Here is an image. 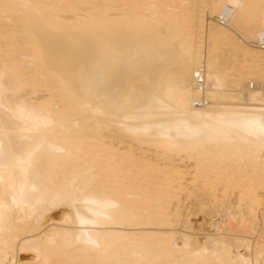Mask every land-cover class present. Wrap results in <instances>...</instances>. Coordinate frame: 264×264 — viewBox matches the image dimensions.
Wrapping results in <instances>:
<instances>
[{"label":"bare ground","instance_id":"bare-ground-1","mask_svg":"<svg viewBox=\"0 0 264 264\" xmlns=\"http://www.w3.org/2000/svg\"><path fill=\"white\" fill-rule=\"evenodd\" d=\"M206 4L0 0V264H264V64L213 55L264 0Z\"/></svg>","mask_w":264,"mask_h":264},{"label":"rangeland","instance_id":"rangeland-1","mask_svg":"<svg viewBox=\"0 0 264 264\" xmlns=\"http://www.w3.org/2000/svg\"><path fill=\"white\" fill-rule=\"evenodd\" d=\"M199 1V7L202 9V11H203V16H205V17H208V16H210L211 14V12H209L210 10H209V8L207 7V4H206V2L208 1V0H198ZM201 4V5H200ZM185 7V6H184ZM186 8V7H185ZM169 13H173V11H169ZM180 14H183V13H180ZM203 20H205V19H203ZM207 20V19H206ZM203 23V26L205 25V28H203L202 29V25H201V29L203 30V31H201V29H200V31L202 32V35L200 34V36H202L201 37V44H202V46L200 45V48L201 47H205V46H208L207 44H209V42H207L208 40H207V34H206V31L208 30V28H207V23H206V21L204 22H202ZM207 28V29H206ZM206 30V31H205ZM199 31V32H200ZM200 32V33H201ZM206 36V37H205ZM203 39V40H202ZM204 42V43H203ZM230 44V43H229ZM233 45V43L231 42V44H230V48L229 47H226V46H221V47H219V48H214V51H213V55H215V53H218L217 55L218 56H220L221 55V57H218V62H220V61H222L221 63H222V65H226L225 67H227V65H229V71L228 72H231L232 71V69L235 67V69H234V71L236 70V72H238V73H236V72H234V71H232L231 73H229V74H233V75H236L235 77L233 76V75H229V77H231V78H237L238 79V77H239V75L241 74H245V73H248V72H250V71H254V72H252V73H256V74H254V77L252 76L251 77V80H252V85H253V83H254V85L257 87V84H261L262 82H260L261 81V79L259 80V79H257V78H255L258 74V72L261 70V67L263 66V64H264V59L262 60V59H257L256 58V60L254 61L255 62V64H254V62H252V65H257V68H255V70L254 69H252V70H250V68H248V63H245V62H243V59H241L242 57H236V56H232L233 55V53H231V51L233 52V47L231 48V46ZM202 49V48H201ZM201 49H200V52H205L206 51V49L207 48H203V50L201 51ZM228 50V51H227ZM230 51V52H229ZM215 52V53H214ZM230 53V54H229ZM232 54V55H231ZM231 55V56H230ZM216 56V55H215ZM241 56V55H240ZM211 57H213L212 55H211ZM232 57H233V59H232ZM222 58V59H221ZM254 60V59H253ZM259 62H258V61ZM260 60H262V61H260ZM224 61H225V63H224ZM228 61V62H227ZM252 61V60H251ZM250 61V62H251ZM256 62H258L257 64H256ZM260 62H263L262 64H260ZM248 64V65H247ZM251 64V63H250ZM230 65H232L231 66V68H230ZM241 65V66H240ZM242 65H244L243 67H246V68H241L242 67ZM262 65V66H261ZM260 68H259V67ZM256 67V66H255ZM237 68V69H236ZM230 69H231V71H230ZM238 69H240V70H238ZM245 69H247L246 71H245ZM263 69V68H262ZM244 70V71H243ZM239 71H241V73L239 74ZM240 75V76H241ZM249 75V74H248ZM233 76V77H232ZM258 78H259V76H258ZM257 80V81H256ZM256 81V82H255ZM256 83V84H255ZM233 88H235V90L233 89ZM253 88V86L252 87H250V89H252ZM232 89V91H234V93H238V92H240L241 91V89H238L237 87H232L231 88ZM237 89V90H236ZM240 90V91H239ZM236 91H238V92H236ZM192 222H193V225H195L194 223H195V220H192Z\"/></svg>","mask_w":264,"mask_h":264},{"label":"built area","instance_id":"built-area-1","mask_svg":"<svg viewBox=\"0 0 264 264\" xmlns=\"http://www.w3.org/2000/svg\"><path fill=\"white\" fill-rule=\"evenodd\" d=\"M221 25L223 26H227L229 23L228 18H220V20L218 21ZM264 40V39H263ZM261 47L264 48V41L261 42ZM196 79L199 80L200 83H203V77L201 74H197L196 75Z\"/></svg>","mask_w":264,"mask_h":264}]
</instances>
